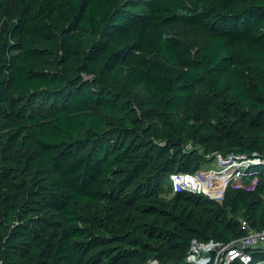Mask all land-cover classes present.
I'll return each instance as SVG.
<instances>
[{
	"label": "trees",
	"instance_id": "16d2710c",
	"mask_svg": "<svg viewBox=\"0 0 264 264\" xmlns=\"http://www.w3.org/2000/svg\"><path fill=\"white\" fill-rule=\"evenodd\" d=\"M202 150L264 156V0H0V264H187L192 240L264 229V166L223 202L162 196ZM40 178L30 215L13 187Z\"/></svg>",
	"mask_w": 264,
	"mask_h": 264
},
{
	"label": "built area",
	"instance_id": "2783aa9c",
	"mask_svg": "<svg viewBox=\"0 0 264 264\" xmlns=\"http://www.w3.org/2000/svg\"><path fill=\"white\" fill-rule=\"evenodd\" d=\"M192 150L190 143L186 147ZM205 168L194 172L176 171L170 174L171 194L185 191L204 195L210 200L223 202L229 188L254 191L259 184L260 174L249 173L252 166H264V156L251 154L212 153ZM264 202V194L261 196ZM244 235L228 243L210 240H192L186 256L187 264H253L252 251L264 249V229L253 227L247 220L241 221ZM159 264L158 261H150ZM149 263V262H148Z\"/></svg>",
	"mask_w": 264,
	"mask_h": 264
},
{
	"label": "rangeland",
	"instance_id": "374dc122",
	"mask_svg": "<svg viewBox=\"0 0 264 264\" xmlns=\"http://www.w3.org/2000/svg\"><path fill=\"white\" fill-rule=\"evenodd\" d=\"M122 1V0H119ZM168 29L175 34H179L182 36L184 40L189 42L193 48L195 53L199 51V49L207 42L208 40V35L205 31L201 29H192V30H186L176 24H171L168 26ZM181 113L183 116H186L187 114H191L193 119L197 122L203 121V120H208L211 121L212 123H216V120L211 117V114L207 108V106L203 103H200L194 98H190L187 100V103L185 105L181 106ZM212 119V120H211ZM203 152V150H202ZM203 159L200 161V168H205V166L208 165V163L211 161L209 159V156L212 155L210 154H205L203 152ZM199 168V169H200ZM198 170V169H197ZM259 167H253L251 169V172L253 173H258L260 172ZM46 178H40L37 180L34 184L31 185V189L34 191L33 193L29 194L27 193V190L21 186V184H17L16 187L14 186V191L12 195L15 197V201L18 202L19 204L25 203L28 199L29 200V208L27 209L28 212L31 214L37 213V209L39 205H41V197H37L38 193H45L43 190L44 188L38 187L40 184H45ZM232 189H237V188H232ZM240 190H243L241 188H238ZM246 191V190H245ZM162 196L166 198L167 200H170V197L173 195L171 194V187L166 186L164 190L162 191ZM82 215L85 216V218L88 220L89 225H93V223H96V218L100 219L101 221L103 220L102 212L100 209L97 208H91L90 209H82L81 210ZM97 224V223H96ZM46 241V240H45ZM147 264V263H146Z\"/></svg>",
	"mask_w": 264,
	"mask_h": 264
},
{
	"label": "bare ground",
	"instance_id": "6f19581e",
	"mask_svg": "<svg viewBox=\"0 0 264 264\" xmlns=\"http://www.w3.org/2000/svg\"><path fill=\"white\" fill-rule=\"evenodd\" d=\"M147 264H155V263H153V262H149V263H147Z\"/></svg>",
	"mask_w": 264,
	"mask_h": 264
}]
</instances>
